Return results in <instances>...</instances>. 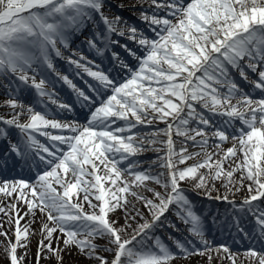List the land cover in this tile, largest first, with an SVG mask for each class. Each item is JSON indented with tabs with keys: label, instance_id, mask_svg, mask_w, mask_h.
<instances>
[{
	"label": "snow or ice",
	"instance_id": "obj_1",
	"mask_svg": "<svg viewBox=\"0 0 264 264\" xmlns=\"http://www.w3.org/2000/svg\"><path fill=\"white\" fill-rule=\"evenodd\" d=\"M125 7L146 28L113 12ZM80 36L98 55L126 37L137 47H120L136 64L113 52L119 66L105 71L72 48ZM55 58L90 77L86 88ZM58 81L87 110L85 123L58 118L74 110ZM0 87V108L10 110L0 114V170L20 164L35 173L0 180V264H25L33 236L34 264H65L66 255L69 264H173L195 255L264 264V0H0ZM157 144L164 154L143 167L137 157L160 153ZM182 183L230 205L222 221L212 214L213 225L249 247L233 252L209 239Z\"/></svg>",
	"mask_w": 264,
	"mask_h": 264
},
{
	"label": "rangeland",
	"instance_id": "obj_2",
	"mask_svg": "<svg viewBox=\"0 0 264 264\" xmlns=\"http://www.w3.org/2000/svg\"><path fill=\"white\" fill-rule=\"evenodd\" d=\"M113 4H125V5H128V3L130 2V0H112ZM113 12L115 13H118V14H121L124 16L125 19H127L129 21V23H136L138 27H140V24L144 25L142 22H140L137 18H136V14H135V11L134 10H131L127 7H125L124 9H118V8H113ZM113 39H116L119 41V44L123 43V42H120V41H130L128 40L126 37H119V36H114ZM84 40V37L83 36H80L79 38L75 39L73 44H72V48L73 49H77V48H82V51L84 52V54L89 58L90 56L88 55L89 51H87L88 49L86 45H83L81 46V41ZM124 44V43H123ZM94 50H92L93 52ZM95 52V51H94ZM117 55H119L117 53ZM130 59H132L130 56H129ZM123 60V59H122ZM133 60V59H132ZM54 64L57 68V70L61 71L60 69H67L69 68L68 64L66 63L65 60L63 59H60V58H55L54 59ZM118 64L119 62L116 61ZM130 65H135L136 64V61L133 60V63H128ZM59 68V69H58ZM74 69V67H73ZM75 70V69H74ZM63 74H66L64 71H62ZM85 75V74H84ZM125 73L122 74L120 77H121V82H122V78L124 77ZM59 82H62V81H58ZM29 92V91H28ZM31 92V91H30ZM72 92V91H71ZM6 92H5V89L2 88V90L0 91V99L4 98ZM75 97L74 94H71ZM86 110V109H85ZM8 111H10L9 109H6V108H0V114H5L7 113ZM83 118L81 119H78L77 121L80 122V123H85L86 121V117H87V110L84 112V115H82ZM158 127L160 129H163L166 127V125L164 123H159L158 124ZM17 131V130H16ZM15 129H12L11 130V137H14L15 136ZM137 131H140V132H151L153 131V128H150V127H144V126H140ZM173 138L174 140L176 141V148L177 150L179 149L180 147V142H181V139L182 138H178L175 136V134L173 135ZM13 139V138H12ZM159 139L161 140H164L166 139V137L164 136H160ZM6 141V144H7V140ZM211 143V142H210ZM157 147L161 148V152L160 153H156L155 151H147L145 153H143L141 156L137 157V159L141 162L142 166L143 167H147L148 164L156 158L157 155H163L164 154V151H165V148L163 145H160V144H157ZM190 150H194V149H190ZM1 152V151H0ZM194 162V161H193ZM193 162H190V163H193ZM189 163V164H190ZM142 170V169H141ZM156 171H161V169H155ZM35 178V173L30 175L28 177V179H34ZM0 180H2V177H0ZM184 188L186 189H189L187 190L186 194L189 196V198L193 201L194 205H195V208L197 211H203V210H210V209H217V208H223V209H228L230 208L231 206L226 204L224 201H218V200H214V199H209V198H206L205 196L203 195H197L194 191H192L190 189V186L188 184H183ZM222 189V188H221ZM192 191V192H190ZM169 216H171V213L168 214ZM174 219V217H172ZM183 227V226H181ZM169 231H171L169 229ZM157 234L161 235L164 240L166 242L167 241V235L164 233V232H160L158 231ZM175 251V250H174ZM102 255H105V256H108L109 254L104 252V253H101ZM110 258V257H109ZM44 264H49V262L47 260H45Z\"/></svg>",
	"mask_w": 264,
	"mask_h": 264
},
{
	"label": "bare ground",
	"instance_id": "obj_3",
	"mask_svg": "<svg viewBox=\"0 0 264 264\" xmlns=\"http://www.w3.org/2000/svg\"><path fill=\"white\" fill-rule=\"evenodd\" d=\"M86 49H88V48H86ZM87 51H89V49ZM90 52H91V55L94 57V59H99V60H95V63L98 64V65H100L102 63L100 60H102V61L104 60L105 61L108 58V57H106L107 55L105 54V52L103 53L102 56L101 55H98L94 51L93 52L90 51ZM236 79L238 81L240 80V77H239L238 74L236 76ZM241 83H243V81H241ZM243 87H245V89L247 90V85H245L244 83H243ZM1 90H2V87H0V91ZM29 91H31V90H29ZM31 92L34 93V91H31ZM61 92H62L63 97H66L67 98V91L66 90H61ZM30 93H27V94L23 95V99L26 102H31L32 99H33V96L34 95H32V93L31 94ZM70 103H72V104L74 103L75 105L77 104V103H75V101H72V100L70 101ZM75 105H74V111L64 112V113L60 114L58 118L65 119V120H76V118L80 116V113L81 112H83L82 115H84V110L85 109H82L81 110V107L79 106V104H78V108H75L76 107ZM49 107L52 110H55V106L54 105H50ZM76 109H78L79 113L77 112ZM15 135L17 137V135H18V132L17 131L15 132ZM16 137H14V140H16ZM38 138L41 139V140H43V137H39L38 136ZM231 144H232V142H231V140H229L228 142H225L222 145V147L223 148H227V147H230ZM6 146H7L6 141L5 140H1V142H0V151L6 150ZM194 150H196V149H194ZM211 150L212 149L209 148V151H211ZM190 162H193V161H189L188 163H190ZM32 173L33 172H31L29 170V168H27V167H24L23 170H21V165L20 164H16L14 167L10 164V166L7 168V170H0V176L6 177L7 175H12L13 178H11V179L23 178L25 176V174L30 175ZM3 179H9V178H3ZM182 187H184L183 186V183H182ZM158 190H162V189H158ZM187 190H189V189H187ZM223 191L224 190L221 189V194H223ZM190 192H192V191H190ZM215 195H216V193L213 192V196H215ZM229 195H230V198H232L231 197V194H229ZM246 195H247L246 191H244V192H238V193L235 194V199L237 201H241ZM5 202H7V198H5ZM20 207L22 208V213H23V211L26 210V209H25V207L22 204L20 205ZM137 207H139V205H137ZM117 215L119 216V215H121V213L117 212ZM37 217H39V213H37ZM30 219H31V217H26L25 218V221H22V224L24 222L30 220ZM120 222L123 223V220H121ZM135 226L136 225L133 224V228H135ZM34 227L39 228V224L34 225ZM224 229L227 230V226H224ZM220 231H221V229L218 232L216 231V233H219ZM231 237L232 238H230V240H229V236H224V234L220 233V235L214 236L215 239L213 237H211V239H213L215 241V243H230L231 244V250L233 252H241L242 253L245 249H236L235 246H232L231 239H233V236H231ZM37 238L38 237H36V236L31 237V241H32L31 246H30L31 247V252L29 253L28 260L25 261V264H34V256H35V251H36V241H37ZM173 250H175V249H173ZM19 251H20V254H22V251L23 250H19ZM2 255H3V250L0 249V256H2ZM70 259H72V258H70V257H68L66 255L65 256V264H69ZM240 259L243 260L244 259L243 256H241ZM44 262H45V260L41 261V264H44ZM173 264H208V262H207V257H200L198 255H195V256H192L188 260L177 259V260L173 261ZM212 264H218V258L217 259H214L212 261ZM224 264H230V262L227 261V260H225L224 261Z\"/></svg>",
	"mask_w": 264,
	"mask_h": 264
}]
</instances>
